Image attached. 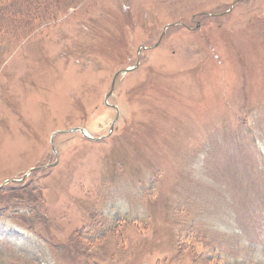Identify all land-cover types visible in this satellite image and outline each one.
I'll list each match as a JSON object with an SVG mask.
<instances>
[{
  "label": "rangeland",
  "instance_id": "374dc122",
  "mask_svg": "<svg viewBox=\"0 0 264 264\" xmlns=\"http://www.w3.org/2000/svg\"><path fill=\"white\" fill-rule=\"evenodd\" d=\"M0 47V264H264V0H0Z\"/></svg>",
  "mask_w": 264,
  "mask_h": 264
},
{
  "label": "water",
  "instance_id": "95a60500",
  "mask_svg": "<svg viewBox=\"0 0 264 264\" xmlns=\"http://www.w3.org/2000/svg\"><path fill=\"white\" fill-rule=\"evenodd\" d=\"M136 68H137V67L126 68V69H124L123 71H121V72H119V73H117V74L115 75L114 81H113V83H112L111 91H110V93H109V94L107 95V97H106V103H107V104H108V98H109V97L111 96V94L114 92L115 85H116V80H117L118 76H119L121 73L124 74V73H128V72H130V71H133V70H135ZM114 108H115L116 111H117V116H116V118H115L113 124L111 125V128H110V131H109V135H108V136H110L111 133L113 132V128H114V126H115V124H116V122L118 121L119 116H120V113H119L118 107H117V106H114ZM73 131H80L84 136L88 137L89 139H92V140H100V139H95V138L91 137L90 135H88L87 132H86V130L83 129V128H81V129L76 128V129H74ZM52 145H53V141H52Z\"/></svg>",
  "mask_w": 264,
  "mask_h": 264
},
{
  "label": "trees",
  "instance_id": "16d2710c",
  "mask_svg": "<svg viewBox=\"0 0 264 264\" xmlns=\"http://www.w3.org/2000/svg\"><path fill=\"white\" fill-rule=\"evenodd\" d=\"M91 21H93V20H91ZM91 24H93V22H91ZM33 26V25H32ZM40 25H37V27H36V29L39 27ZM1 49H0V62H4L5 60H4V54H3V52H6V50H7V47H0ZM7 53V52H6ZM3 190V189H2ZM1 191V190H0ZM213 257V256H212ZM212 257H210V258H212ZM246 264H250V263H248V262H245ZM226 264H235V263H228V262H226ZM236 264H244L243 262H237ZM254 264H257V263H254Z\"/></svg>",
  "mask_w": 264,
  "mask_h": 264
},
{
  "label": "bare ground",
  "instance_id": "6f19581e",
  "mask_svg": "<svg viewBox=\"0 0 264 264\" xmlns=\"http://www.w3.org/2000/svg\"><path fill=\"white\" fill-rule=\"evenodd\" d=\"M74 129H76V128H74ZM74 129H73V130H74ZM79 129H81V128H79ZM83 129H84V128H83ZM87 134H88V133H87ZM88 135H89V134H88ZM53 149H54V148H53Z\"/></svg>",
  "mask_w": 264,
  "mask_h": 264
}]
</instances>
